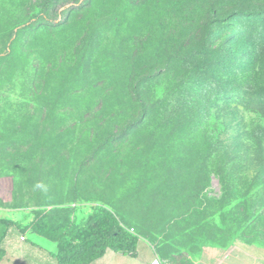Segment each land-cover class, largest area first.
Here are the masks:
<instances>
[{
    "label": "rangeland",
    "instance_id": "obj_1",
    "mask_svg": "<svg viewBox=\"0 0 264 264\" xmlns=\"http://www.w3.org/2000/svg\"><path fill=\"white\" fill-rule=\"evenodd\" d=\"M102 210L168 264L264 253V0H0V218Z\"/></svg>",
    "mask_w": 264,
    "mask_h": 264
},
{
    "label": "crops",
    "instance_id": "obj_2",
    "mask_svg": "<svg viewBox=\"0 0 264 264\" xmlns=\"http://www.w3.org/2000/svg\"><path fill=\"white\" fill-rule=\"evenodd\" d=\"M1 237L0 250L4 256L0 264H57V244L44 236L22 233L20 227L10 225ZM263 254L244 244L228 247L206 244L188 253L180 264H264ZM156 259L160 264H168L161 251L138 240L135 255L107 250L90 264H152Z\"/></svg>",
    "mask_w": 264,
    "mask_h": 264
},
{
    "label": "trees",
    "instance_id": "obj_3",
    "mask_svg": "<svg viewBox=\"0 0 264 264\" xmlns=\"http://www.w3.org/2000/svg\"><path fill=\"white\" fill-rule=\"evenodd\" d=\"M213 5L218 10L220 9L218 2ZM243 13H240L241 16H254L259 19L262 16L255 12ZM241 35V32L236 31V37ZM10 225H13L10 221L0 220V239ZM36 232L57 244L55 255L57 264H90L107 250L135 255L138 242V239L131 236L108 210L88 216L85 222L67 233L47 231L45 227H38ZM3 256L4 252L0 250V261Z\"/></svg>",
    "mask_w": 264,
    "mask_h": 264
},
{
    "label": "built area",
    "instance_id": "obj_4",
    "mask_svg": "<svg viewBox=\"0 0 264 264\" xmlns=\"http://www.w3.org/2000/svg\"><path fill=\"white\" fill-rule=\"evenodd\" d=\"M20 240L23 241V240H24V237L21 236V237H20ZM152 264H160V262L156 259V260H154V261L152 262Z\"/></svg>",
    "mask_w": 264,
    "mask_h": 264
}]
</instances>
